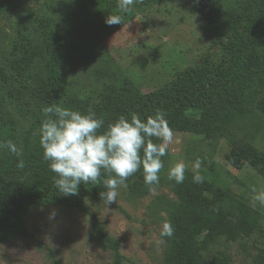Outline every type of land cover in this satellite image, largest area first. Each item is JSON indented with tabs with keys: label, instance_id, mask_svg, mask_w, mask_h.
I'll return each mask as SVG.
<instances>
[{
	"label": "rangeland",
	"instance_id": "rangeland-1",
	"mask_svg": "<svg viewBox=\"0 0 264 264\" xmlns=\"http://www.w3.org/2000/svg\"><path fill=\"white\" fill-rule=\"evenodd\" d=\"M228 1L225 11L242 17L254 13L255 5L264 0ZM67 2L0 0V157L5 139L10 136L21 142L29 130L38 132L44 119L42 109L49 97L43 79L54 52L47 31L57 25L59 41L65 47L75 42L59 26V10ZM109 10L122 22L88 34L80 44L68 75L66 91L71 98L95 99L104 87L116 85L154 93L209 53L214 31L201 16L196 0H136L127 11L118 7V0H112ZM200 115L195 109L185 118L196 120ZM167 125L173 132V142L167 145L170 167L183 163L185 172L199 173L264 217V205L253 199L264 192V177L244 156L252 149L264 155V130L233 118L228 124L230 133L212 140L193 134L188 122L171 120ZM197 160L201 161L198 169L194 167ZM174 184L141 199L132 197L121 185L116 202L110 205L86 201V208L97 216L104 232L120 243L125 264H163L162 225H172L169 209L186 198ZM25 223L26 237L0 244V264L114 263L113 254L93 234L90 217L77 210L37 208ZM205 239L207 244L199 254L205 262L214 254L225 253L236 264H253L264 249V236L257 232L245 247L223 237Z\"/></svg>",
	"mask_w": 264,
	"mask_h": 264
},
{
	"label": "trees",
	"instance_id": "trees-1",
	"mask_svg": "<svg viewBox=\"0 0 264 264\" xmlns=\"http://www.w3.org/2000/svg\"><path fill=\"white\" fill-rule=\"evenodd\" d=\"M227 1L196 0L201 16L214 31L212 45L194 68L181 73L167 87L142 94L133 87L116 85L104 87L95 99L82 100L69 97L66 91L68 75L76 62L80 44L88 34L107 26L105 20L110 16L112 0H68L59 10L58 20L61 32H68L75 42L65 47L59 41L57 25L47 31L54 52L43 79V89L49 97L45 107L55 104L84 115L95 113L96 118L104 121L98 134H103L108 125L121 116L130 120L133 114H137L145 120L157 113H162L167 122H188L193 134L212 140L230 133L228 124L233 118L249 121L264 130V1L255 5L254 13L242 17H234L225 11ZM7 3L9 5L10 1ZM195 109L201 111L200 118L187 120L185 114ZM39 139L34 129L29 130L21 142H15L10 136L5 139L4 145L11 141L21 155L17 156L3 145L5 149L0 157V244L26 237L25 221L35 209L68 207L89 216L92 232L100 239L102 247L113 254V264H125L120 243L104 232L97 216L86 208L87 200L102 201L99 194L105 190L103 181L110 178V174L102 171L95 183H82L73 190V195L65 196L54 184L56 174L50 171L49 162L43 157ZM152 140L162 142L155 137ZM244 154L249 162L258 166L264 177V155L253 149ZM140 155L142 158V150ZM170 159L167 149L155 190L174 184L167 177ZM19 160H23V168L17 167ZM196 174L184 172L183 183H176L186 198L169 209L173 234L163 235V264H236L231 255L225 253L214 254L209 261H203L199 254L207 244L205 237H223L245 247L255 232L264 236V217L203 177L202 183H194ZM123 186L138 199L152 192L144 183L142 168ZM253 264H264V249L258 252Z\"/></svg>",
	"mask_w": 264,
	"mask_h": 264
},
{
	"label": "clouds",
	"instance_id": "clouds-1",
	"mask_svg": "<svg viewBox=\"0 0 264 264\" xmlns=\"http://www.w3.org/2000/svg\"><path fill=\"white\" fill-rule=\"evenodd\" d=\"M135 2L118 0V7L127 11ZM121 22V17L115 15L105 20L108 26ZM42 113L44 119L38 130L39 143L50 171L56 174L54 184L63 195H73V190L82 183H95L103 171L110 174V178L103 181L105 190L99 195L103 203L110 205L116 202L118 187L141 168L145 185L150 191L155 190L164 167L162 157L167 154V145L173 142V132L162 113L145 120L137 114H133L130 120L121 116L109 124L103 134H98V130L104 121L96 118L95 113L84 115L55 104L43 108ZM153 137L162 142L154 143ZM4 146L17 156L21 155L11 141ZM200 163L197 160L194 167L198 169ZM17 167H24L23 160L18 161ZM184 172L185 165L176 163L168 169L167 177L175 183H183ZM193 182L202 183V176L197 173ZM253 199L264 205V192L257 193ZM162 229L163 235L173 234L170 223L165 222Z\"/></svg>",
	"mask_w": 264,
	"mask_h": 264
}]
</instances>
